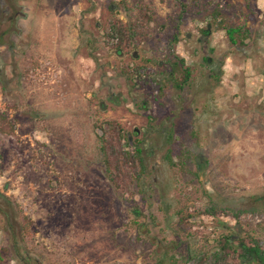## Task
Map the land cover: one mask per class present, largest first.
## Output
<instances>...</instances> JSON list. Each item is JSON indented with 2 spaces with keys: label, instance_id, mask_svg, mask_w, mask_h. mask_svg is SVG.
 <instances>
[{
  "label": "rangeland",
  "instance_id": "374dc122",
  "mask_svg": "<svg viewBox=\"0 0 264 264\" xmlns=\"http://www.w3.org/2000/svg\"><path fill=\"white\" fill-rule=\"evenodd\" d=\"M113 19L143 27L119 54ZM106 121L141 148L124 190ZM0 126V264H182L222 235L264 250V0H0Z\"/></svg>",
  "mask_w": 264,
  "mask_h": 264
},
{
  "label": "trees",
  "instance_id": "16d2710c",
  "mask_svg": "<svg viewBox=\"0 0 264 264\" xmlns=\"http://www.w3.org/2000/svg\"><path fill=\"white\" fill-rule=\"evenodd\" d=\"M220 29L224 31L230 45L237 47L243 45L245 30L239 27L224 28L222 25ZM142 30V25L137 22L124 25L120 20L113 19L110 21L107 31L104 32V39L111 48L115 49V53L119 54L122 46L126 47L130 43L141 40ZM180 71L181 77L172 80L176 89H181V86L187 81L188 70ZM169 79H172L171 76ZM8 130V128L5 129L4 126H0L1 133L10 134ZM99 130L98 141L100 146L98 150L106 179L115 189L124 190L129 184L138 181L142 169L139 141L132 140L129 134L123 135L120 126L114 122H102ZM165 160L170 163L169 152L166 153ZM183 219L180 217L181 222ZM20 227L23 234L30 233L28 220L24 219ZM235 261L246 264H264V250L256 240L247 235L242 237L222 235L219 236L216 246L212 249L187 257L182 264H233Z\"/></svg>",
  "mask_w": 264,
  "mask_h": 264
}]
</instances>
